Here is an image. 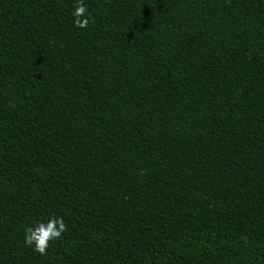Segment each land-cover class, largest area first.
<instances>
[{"label":"trees","instance_id":"trees-1","mask_svg":"<svg viewBox=\"0 0 264 264\" xmlns=\"http://www.w3.org/2000/svg\"><path fill=\"white\" fill-rule=\"evenodd\" d=\"M84 2L0 0V264H264V0Z\"/></svg>","mask_w":264,"mask_h":264},{"label":"clouds","instance_id":"clouds-1","mask_svg":"<svg viewBox=\"0 0 264 264\" xmlns=\"http://www.w3.org/2000/svg\"><path fill=\"white\" fill-rule=\"evenodd\" d=\"M74 25L86 28L92 20L84 0H76L74 5ZM67 231V225L62 216L52 215L45 221H36L24 230V246L32 248L40 255H46L51 242L59 240Z\"/></svg>","mask_w":264,"mask_h":264}]
</instances>
